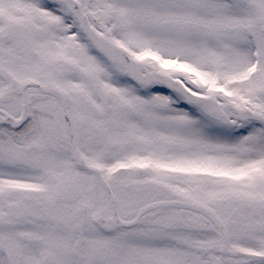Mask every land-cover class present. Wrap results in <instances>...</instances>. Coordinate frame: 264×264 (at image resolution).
Returning a JSON list of instances; mask_svg holds the SVG:
<instances>
[{
    "label": "snow or ice",
    "instance_id": "6c2138e0",
    "mask_svg": "<svg viewBox=\"0 0 264 264\" xmlns=\"http://www.w3.org/2000/svg\"><path fill=\"white\" fill-rule=\"evenodd\" d=\"M0 264H264V0H0Z\"/></svg>",
    "mask_w": 264,
    "mask_h": 264
}]
</instances>
